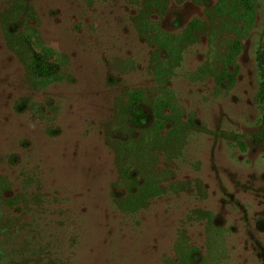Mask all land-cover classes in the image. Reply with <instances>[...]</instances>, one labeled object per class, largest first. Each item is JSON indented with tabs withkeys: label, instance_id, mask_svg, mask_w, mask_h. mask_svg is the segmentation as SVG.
<instances>
[{
	"label": "rangeland",
	"instance_id": "rangeland-1",
	"mask_svg": "<svg viewBox=\"0 0 264 264\" xmlns=\"http://www.w3.org/2000/svg\"><path fill=\"white\" fill-rule=\"evenodd\" d=\"M137 2L0 0L6 264H264V0Z\"/></svg>",
	"mask_w": 264,
	"mask_h": 264
},
{
	"label": "trees",
	"instance_id": "trees-1",
	"mask_svg": "<svg viewBox=\"0 0 264 264\" xmlns=\"http://www.w3.org/2000/svg\"><path fill=\"white\" fill-rule=\"evenodd\" d=\"M139 7L136 11L135 15V25L140 32V36H143L146 41L151 42L152 44L159 45L160 48H167L166 42H163V39L166 37L168 33L164 32L159 26L160 23L154 21V18L151 19V13L159 16L162 14V10L164 8L165 0H138ZM154 9L157 12H152L150 9ZM177 38V37H176ZM180 38V37H179ZM175 48V47H174ZM174 48L171 49V52L174 53ZM157 52L159 49L155 48ZM170 53V52H169ZM177 57V56H176ZM257 65L261 77V89H260V98L262 102V116L261 123L259 127V135L264 137V50H261L257 55ZM136 102V101H135ZM154 177V176H153ZM149 181L147 177H145V182L142 187H146L149 189ZM137 184H141L139 181ZM1 201V197H0ZM0 204V264H6L8 259L7 251L5 248V244L8 242L9 236L12 237L15 227V218L10 216L9 218L4 217V210L1 208ZM15 216V215H14Z\"/></svg>",
	"mask_w": 264,
	"mask_h": 264
}]
</instances>
